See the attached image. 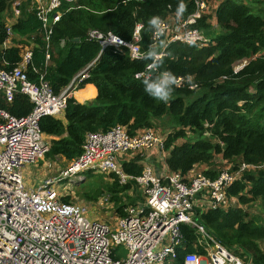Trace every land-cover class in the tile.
<instances>
[{
	"label": "trees",
	"instance_id": "trees-1",
	"mask_svg": "<svg viewBox=\"0 0 264 264\" xmlns=\"http://www.w3.org/2000/svg\"><path fill=\"white\" fill-rule=\"evenodd\" d=\"M13 1L0 0V65L2 60L15 65L21 51L18 46L32 43L30 66L45 72L44 78L54 94L91 65L76 90L93 86L94 101L81 104L70 97L63 112L64 122L53 117L39 121L40 131L50 138L46 158L61 157L71 162L80 156L88 133L120 126L134 135L152 128L154 121H162L167 126L162 124L163 147L168 153L164 162L170 171L186 175L205 166L203 175L213 179L225 165L235 170L241 163L264 164V0L255 1L256 5L241 0L221 1L214 13L216 26L205 13L196 19L192 28L208 39L202 47L167 40L154 43V30L148 25L153 16L161 21L172 18L174 23L185 20L194 12V0H183L187 11L179 21L175 11L181 0H76L62 5L64 11L52 30L46 67V45L35 0L22 4L21 16L11 26L12 45L2 50L8 38L5 20L11 15ZM137 24L143 26L140 52L156 46L164 53L156 74L148 77L155 79L167 70L183 80L172 86L168 102L149 96L143 85L146 77H135L146 72L151 60L132 59L125 48L101 51L100 45L87 37L88 31L98 30L129 42ZM76 38L79 42L72 41ZM161 42L166 47H159ZM238 66L241 67L235 71ZM28 79L34 82L37 76L29 70ZM0 108L23 117L31 112L32 105L27 97L16 94L11 103L0 98ZM137 161L138 158L123 163L122 171L133 177L140 175L143 168ZM127 185L124 187L128 189L134 182ZM227 196L236 199L234 208L195 212L193 220L220 245L245 257L246 263L264 264V252L258 244L264 241V225H257L242 208L258 199L264 202V170L243 172L228 188ZM117 210L122 216V210ZM179 232L181 245L176 247V257L169 264H183L189 252L203 253L192 246L198 238L194 228L181 224Z\"/></svg>",
	"mask_w": 264,
	"mask_h": 264
},
{
	"label": "built area",
	"instance_id": "built-area-1",
	"mask_svg": "<svg viewBox=\"0 0 264 264\" xmlns=\"http://www.w3.org/2000/svg\"><path fill=\"white\" fill-rule=\"evenodd\" d=\"M35 1L36 17L41 23L46 45V67L50 59L48 47L52 30L64 11L62 5L76 0ZM207 1L194 0V12L179 23H174L172 19L163 20V33L157 37L153 31V42L178 41L199 47L207 44L208 39L198 29L192 28L196 19L208 10ZM24 2L14 0L11 4V15L5 20L8 38L2 44L3 51L12 44L11 26L21 16ZM141 28V24L135 26L129 42L110 32L98 30L88 31L87 37L96 41L101 51L125 48L130 58L136 59L137 55L142 54L138 46ZM189 41L194 43L190 44ZM26 44L18 46L21 51L15 65L11 66L5 60L0 65V98L11 103L16 94H21L32 105L31 112L23 117H16L0 108V264L170 263L176 257V247L181 245V224L196 230L198 238L192 246L203 250L202 254L197 251L186 253L183 264H250V261L245 262V257L243 259L220 245L193 220L197 206L194 197L199 194L207 202L204 211L227 210L231 208L228 188L240 179L243 172L264 170V164L255 166L241 163L235 170L227 165L218 170L213 179L203 174L188 179L180 172L168 170L163 161L157 168L144 167L140 175L133 177L122 171L120 155L150 150L163 153L164 135H159L153 128L129 135L126 128L116 126L106 132L86 134L80 156L71 161L64 171L44 179L35 188L26 187L21 169L25 165L35 164L49 150L48 138L39 128L40 119L63 116L67 99L87 77L85 72L90 66L59 94H54L44 78L45 72L30 66L33 44ZM29 70L37 76L36 81L28 79ZM149 70L151 68L147 66L146 72L135 77H148ZM182 81L179 78L178 85ZM86 172L114 175L121 184L134 182L143 203L125 207L114 226L89 220L87 208L71 201L69 190L59 189L62 182L72 184L74 180L71 179L80 180L81 174ZM108 198L104 197L103 201L107 202ZM119 247L126 251L123 256L117 251ZM259 247L264 252V246Z\"/></svg>",
	"mask_w": 264,
	"mask_h": 264
},
{
	"label": "rangeland",
	"instance_id": "rangeland-1",
	"mask_svg": "<svg viewBox=\"0 0 264 264\" xmlns=\"http://www.w3.org/2000/svg\"><path fill=\"white\" fill-rule=\"evenodd\" d=\"M241 2L244 3V1ZM72 93H77V90L75 89ZM72 98L78 102L74 94ZM59 119H61V117ZM154 124L155 125L152 127L154 131L159 135L163 133L162 129H165V127L162 124H164V122L154 121ZM188 136L187 138L189 139ZM48 141H50V138H48ZM183 141H185V139H183ZM137 158L139 160L140 157L138 156L135 159ZM70 163L71 162L61 157L48 159L44 156L35 164L25 165L21 169L25 182L24 184H27L28 187L33 186L35 188L43 183L44 179L64 171ZM50 164L51 166L48 168ZM70 181H73V183L71 184L68 181L62 182L59 189L64 191L65 189L69 190V194H71L72 197L71 201L80 203L87 208V217L89 220H97L114 226L117 224L116 220L119 217L117 214L118 208L123 210L127 206L143 203L139 188L136 185H130V188L127 189L124 187V185L127 184L119 183L115 176L111 174H94L86 172L81 174L80 180L71 179ZM106 196L109 198L107 202H104L103 198ZM244 208L249 214V217L257 225H264V202L261 201V199L252 201ZM203 212L205 211L203 210L199 213ZM117 251L121 256L126 253L123 247H119ZM165 264H169V262Z\"/></svg>",
	"mask_w": 264,
	"mask_h": 264
},
{
	"label": "clouds",
	"instance_id": "clouds-1",
	"mask_svg": "<svg viewBox=\"0 0 264 264\" xmlns=\"http://www.w3.org/2000/svg\"><path fill=\"white\" fill-rule=\"evenodd\" d=\"M187 11V5L183 3V0L178 4L175 15L179 21L183 18L184 13ZM149 29L154 30L155 36H160L163 33L164 25L160 17L153 16L148 21ZM143 27V26H141ZM139 31V29H137ZM189 43H194L189 41ZM159 47H166V44L161 42ZM164 53L157 50L156 46L150 47L146 53L136 56V59L151 60L152 63L148 65L151 69H158L163 61ZM188 83L191 84V77L188 78ZM178 84L177 77L170 71L160 72L155 79L146 77L143 80L144 91L151 97L168 102L173 91V85Z\"/></svg>",
	"mask_w": 264,
	"mask_h": 264
},
{
	"label": "crops",
	"instance_id": "crops-1",
	"mask_svg": "<svg viewBox=\"0 0 264 264\" xmlns=\"http://www.w3.org/2000/svg\"><path fill=\"white\" fill-rule=\"evenodd\" d=\"M24 1H26V0H23V2ZM221 1H223V0H208V10L205 12V14H207V16L210 17L209 22H211V24L213 26H216L215 25V19H214V13H215V10H216L218 4ZM241 1H244V3H247V4L256 5L255 1H261V0H241ZM171 19L172 18H169L168 20L171 21ZM166 39H167V37H166ZM10 45H12V44L10 43ZM84 89H87V91L91 95H90L89 98L84 99L82 102L78 101V103H81V104L92 103L94 101L95 97H96V90L91 85H86L84 87ZM78 92H80V91H77V93ZM73 94H75V93H73ZM61 120L64 122L63 116L61 117ZM167 154H168L167 152L163 151V153H162V152H159L157 150H150V151H144V152H134V153H131V154L120 155L119 161H120V164L122 166L123 163H128V162L134 160L136 157L139 156L140 158L137 161V164L141 165L142 168H144L146 166H152L154 168H157V166L160 165L164 161V159L166 158ZM226 166L227 165H225V167ZM205 170H207V168L205 166H200L199 168L196 167L194 170L188 172L185 175V177L190 179V178L194 177L197 174H203ZM25 186L28 187L27 184H25ZM28 188H34V187L33 186H29ZM194 200L197 201V204H196L197 206L195 207V211L196 212H198V211L201 212L204 208H206L207 202L202 200L201 196L199 194H197L194 197ZM236 204H237L236 199L230 197V199H229L230 207L234 208L236 206ZM242 208H244V206ZM258 244H259V246H264V241L263 242L260 241Z\"/></svg>",
	"mask_w": 264,
	"mask_h": 264
},
{
	"label": "bare ground",
	"instance_id": "bare-ground-1",
	"mask_svg": "<svg viewBox=\"0 0 264 264\" xmlns=\"http://www.w3.org/2000/svg\"><path fill=\"white\" fill-rule=\"evenodd\" d=\"M90 95L91 94L87 91V89H84L78 93H75L74 97L77 101L82 102L84 99L89 98Z\"/></svg>",
	"mask_w": 264,
	"mask_h": 264
},
{
	"label": "water",
	"instance_id": "water-1",
	"mask_svg": "<svg viewBox=\"0 0 264 264\" xmlns=\"http://www.w3.org/2000/svg\"><path fill=\"white\" fill-rule=\"evenodd\" d=\"M72 41H73V42H79V39L76 38V39H73ZM89 67H91V65H90ZM87 70H88V69H87ZM153 74H156V70H155V69H151V70L148 71V75L151 76V75H153Z\"/></svg>",
	"mask_w": 264,
	"mask_h": 264
}]
</instances>
